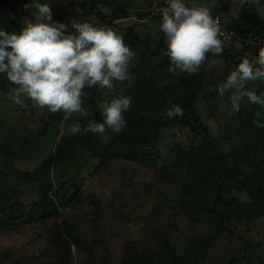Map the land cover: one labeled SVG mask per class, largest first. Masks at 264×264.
Here are the masks:
<instances>
[{"label":"rangeland","instance_id":"obj_1","mask_svg":"<svg viewBox=\"0 0 264 264\" xmlns=\"http://www.w3.org/2000/svg\"><path fill=\"white\" fill-rule=\"evenodd\" d=\"M203 1L235 28L264 27V0L258 6L253 0ZM35 2L50 3L53 21L68 32L72 22H88L123 38L133 29L141 43L129 47L135 53L130 81L114 82L108 96L96 86L85 88L86 116L65 120L24 96L16 105L14 86L0 74V264H169L168 255L172 264H264V214L257 210L264 205V172L258 162L241 159L245 146L264 147V107L245 99L235 112L231 93L216 91L243 58L254 62L259 49L237 45L231 59H207L200 67L195 111L210 132L207 144L202 134L165 115L172 105L187 113L195 74L169 72L152 0H100L99 15L85 0H0V29L18 33L25 18L34 19ZM248 90L264 96V82H249ZM119 93L132 101L122 132L109 131L107 142L91 132H70L74 124L86 127L101 113L99 104ZM115 149L120 156L114 157ZM215 153L219 167L237 177L231 182L247 188L235 192L229 210L238 212L224 231L205 211L206 199L203 206L195 197L209 192L208 177L210 184L214 180L205 164ZM99 155L114 158L102 166ZM171 165H178L176 177L163 171Z\"/></svg>","mask_w":264,"mask_h":264},{"label":"clouds","instance_id":"obj_2","mask_svg":"<svg viewBox=\"0 0 264 264\" xmlns=\"http://www.w3.org/2000/svg\"><path fill=\"white\" fill-rule=\"evenodd\" d=\"M253 2L260 4V0ZM166 3L167 7L161 9L160 31L166 38V55L172 64L169 72L175 75L179 69L196 74L208 53L224 52L225 41H230V37L225 36L219 19L213 18L209 8L189 7L183 0ZM33 6L37 10L34 19L25 18L18 33L0 29V74H6L14 86L11 99L16 105L24 104L21 99L24 96L41 109L47 107L53 114L63 113L65 120L74 113L86 116L85 88L96 86L108 96L115 92L114 82L132 79L129 64L135 53L122 35L111 27L88 22H72V31L68 32L67 25L53 21L50 3L35 2ZM257 80L264 82V48L254 62L243 58L216 91L220 96L231 93L235 112L240 111L245 99L264 107V96L248 90L249 82ZM131 103V98L123 95L106 99L99 104L102 123L90 121L84 128L74 124L70 132L73 135L91 132L101 142H107L109 131L119 134L126 126L123 113L130 109ZM183 114L179 105L165 111L169 119Z\"/></svg>","mask_w":264,"mask_h":264},{"label":"trees","instance_id":"obj_3","mask_svg":"<svg viewBox=\"0 0 264 264\" xmlns=\"http://www.w3.org/2000/svg\"><path fill=\"white\" fill-rule=\"evenodd\" d=\"M100 0H85V2L87 3V5H89L90 10L92 13H95L97 15H99V11L97 9V5L99 3ZM215 15H218V13H212ZM149 15V14H148ZM138 15V17L142 20V19H146L147 17L151 16V15ZM221 16V15H220ZM152 19H158V21L161 20V17L159 16H155L152 14ZM101 18L103 20H106L105 16H101ZM223 19V18H222ZM11 22H14L12 19H10ZM224 21V20H223ZM230 29L234 30L235 32H237L240 35H250V34H256V35H260L262 37H264V27H261L259 24H254L252 27L250 28H246V29H242V28H235L232 25H230L229 23H225ZM124 42L128 47H136L137 45H139L141 43V40L139 38V36L134 32L133 29H129L127 34H125L124 36ZM233 48L232 44H224V52L220 55H213L212 53H208L207 55V59H218V58H227V59H231V51L230 49ZM246 48H250V47H245ZM160 51L169 59V57L166 55L167 52V46L165 44V36L163 34V38L160 44ZM259 51V50H258ZM200 77L201 74L198 72L195 74V82L192 87V90L189 94V103L187 105V113L183 114L182 117L177 116L171 119V123L174 125H180L182 127H189L190 129H193L194 131L197 132V134H202L204 136V141H207V144H212L211 139H210V132L207 129V127H205V125L200 121L199 117L196 114L195 111V105H196V101H197V87L200 83ZM127 93V92H126ZM125 93V95H126ZM122 94H118L117 96H120ZM123 95V96H125ZM103 116L101 113H95L92 120L91 121H95L97 123H102L103 122ZM121 138L118 140H116V146H120L121 142H120ZM250 146L247 145L244 147V149H241V159L242 160H248V161H252V163H256L258 162V168L259 171L264 172V147L263 146ZM126 152V151H125ZM136 153L142 158L144 157V154L141 152V149H138L136 151ZM120 149H115L114 152V157H118L120 156ZM125 154V153H123ZM108 155H102V156H98L99 157V161L100 163L103 165H107L108 163H110V161L114 158H108ZM125 156V155H122ZM121 156V157H122ZM221 155H217V153H215L214 155L208 156L209 161L211 163H206L205 165L209 167V170H211V176L213 177V183L210 184L209 182V177H208V185H210V187L208 188L209 192H204L203 190H201L200 194L195 195V197L200 200L201 205H205V199H206V203H207V208L205 209V211L207 213H212L214 214L215 218L217 216L218 220L216 221V224L220 225L221 227V231H224V227L225 224L227 222H229L230 218L236 213L238 212L237 210L233 211V210H229L231 208V206L237 201V197H235V192H241L242 190L246 189V185L244 184H235V180H237L236 178H232L234 175V172H232L228 167H226L225 170H223L222 168H220V160ZM157 158V157H155ZM205 162V161H204ZM208 169V168H207ZM166 171L168 176H173L176 177L177 175L180 174V171L178 169V165H171L169 167L165 166L164 170ZM232 179L234 180V183L231 182ZM174 181V180H173ZM192 190H188V193L191 194ZM211 208V209H210ZM257 210H259V214H264V205L262 203L257 204ZM212 212H211V211ZM256 211V208L254 209V212ZM257 213V212H256ZM163 251H166L164 248H162ZM168 253H172L175 252L174 250H167ZM166 251V253H167ZM174 254V253H173ZM144 256V255H142ZM146 256V255H145ZM155 256V255H154ZM145 258V257H144ZM143 258V259H144ZM152 258H149L148 260H150ZM146 260V259H144ZM168 263H170L171 260V256L168 255ZM152 264V262L150 263Z\"/></svg>","mask_w":264,"mask_h":264},{"label":"built area","instance_id":"obj_4","mask_svg":"<svg viewBox=\"0 0 264 264\" xmlns=\"http://www.w3.org/2000/svg\"><path fill=\"white\" fill-rule=\"evenodd\" d=\"M153 15L161 17V9L167 7L166 0H152ZM214 19H219L221 30L225 33V36L230 37V41H225V44H232V47L240 45L241 47H250L255 49L264 48V37L256 34L240 35L234 30L230 29L223 21L220 15L212 14ZM223 39V37L221 38Z\"/></svg>","mask_w":264,"mask_h":264},{"label":"crops","instance_id":"obj_5","mask_svg":"<svg viewBox=\"0 0 264 264\" xmlns=\"http://www.w3.org/2000/svg\"><path fill=\"white\" fill-rule=\"evenodd\" d=\"M183 2L186 4V6H189V7H191V6L207 7L210 10V6L209 5H206V4H203L204 3L203 0H201V1H198V0L197 1L196 0H183ZM208 2H210V1L208 0ZM216 9H218V8H216ZM214 13H218L220 15L223 14V12L219 13L218 10H214Z\"/></svg>","mask_w":264,"mask_h":264}]
</instances>
